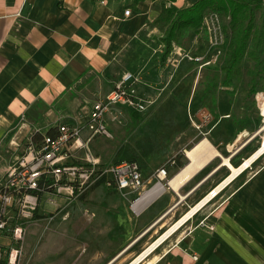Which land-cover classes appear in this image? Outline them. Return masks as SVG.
<instances>
[{
	"label": "crops",
	"instance_id": "1",
	"mask_svg": "<svg viewBox=\"0 0 264 264\" xmlns=\"http://www.w3.org/2000/svg\"><path fill=\"white\" fill-rule=\"evenodd\" d=\"M125 2L0 0V183L33 133L55 131L58 119L105 98L125 71L140 74L138 90L147 95L169 79L167 91L180 76L177 69L170 80L167 62L157 54L160 45L146 38L149 28L157 30L153 20L163 0L141 1L129 16ZM170 99L171 114L163 122L140 123L152 131L142 143L144 158L136 155L144 190L163 165L166 182L147 190L141 198L152 196L138 211L130 207L136 192L127 189L124 195L114 185L111 191L100 189L104 182L91 186L87 200L76 205V216L58 213L68 222L56 237L55 264H130L166 233L135 264H264V154L221 187L232 171L224 158L239 166L260 146V133L236 129L223 107L204 122L203 109L187 104L188 119L180 122L174 114L177 99ZM204 139L217 152L193 161L188 151ZM183 168L186 174L177 179Z\"/></svg>",
	"mask_w": 264,
	"mask_h": 264
},
{
	"label": "built area",
	"instance_id": "2",
	"mask_svg": "<svg viewBox=\"0 0 264 264\" xmlns=\"http://www.w3.org/2000/svg\"><path fill=\"white\" fill-rule=\"evenodd\" d=\"M124 13L129 16L131 8H125ZM221 26L220 14L217 11L207 12L201 31L211 44L210 51L206 55L194 54L178 47L177 53L181 57L177 61L188 58L197 62L199 69L216 63L225 40L218 34ZM140 81L139 73L125 71L106 97L92 104L86 119L57 122L54 133H44L39 143L34 141V133L29 137L24 152L7 166L0 183V236L10 238V245L0 243V262L21 264L26 234L23 224L34 219L44 193L49 194L46 202L56 207L55 211L50 212L54 213L50 216L51 220L103 177L106 183L114 184L124 195L129 193L127 189L136 192L137 195L130 201L134 211H138L134 205L147 190H153L158 184L163 185L167 177L166 165L157 168V180L144 190L145 180L137 161L123 160L102 167L100 158L91 149V141L97 135L113 138L108 121L121 122L124 107L143 112L152 103L149 98L137 94L135 84ZM203 119L204 122L211 121L212 113H204ZM263 126L260 131H264ZM263 137L264 132L261 139ZM72 149L84 151L82 161H69V150ZM169 162L175 163V159ZM55 195H59L65 203L59 204L54 199ZM193 257L197 258L196 255Z\"/></svg>",
	"mask_w": 264,
	"mask_h": 264
},
{
	"label": "rangeland",
	"instance_id": "3",
	"mask_svg": "<svg viewBox=\"0 0 264 264\" xmlns=\"http://www.w3.org/2000/svg\"><path fill=\"white\" fill-rule=\"evenodd\" d=\"M263 11V8L258 10L257 20H259ZM220 18L222 26L218 30V34L225 38L226 32L225 30L223 31V29L224 25L229 21V18L222 14H220ZM150 30L151 28L145 32L146 38L154 37L155 44L158 46L160 45L157 52L158 57L160 58L163 51V45L160 43L161 32L158 28L152 33ZM202 33L201 29L198 31L187 30L183 33L181 42L175 45L171 52V57L167 61V71L170 80L171 78H174L177 69V73L180 74V76L174 78V83L170 84L172 86H170L167 91V88L165 87H167V81H169V79H167L166 83L160 88V90H154L148 95L141 94L142 97L152 100V103L147 107L148 110L143 112L141 117L133 115V112L129 110L130 108H127L128 110H126L124 107V109H122L121 122L117 120L112 121L111 119L108 121L109 127L113 132V138H106L104 135H97L94 138L91 144V149L93 153L100 158L102 167H105L110 163H116L115 161L117 160H120L119 162L128 160V156L139 155L144 158V149L139 143L148 141V137L151 136L148 132L152 131V128L148 127L146 124L141 127L140 123L146 121L152 125L153 122H163L165 117L167 118L171 114V111L167 110V106L171 103V100H173L170 98L177 99L176 111L178 112L174 114L179 116L178 121L180 122L184 121V119H188L186 110L187 104H193V106L197 105L203 109L204 113H212L213 116L216 107H223L224 109L229 110L230 115H228L229 117L226 119L231 120L236 129L250 128L253 131L257 130L260 133L259 139L261 143V135L264 132L260 131L264 125V80L261 87L253 95L248 93L251 83V75L248 72V69L253 66L252 61H244L242 74L235 77L230 85L224 84L225 73L218 69L219 67L217 66L212 68H207L205 66L199 69L197 62L189 60L188 58H183L179 62L177 61L180 56L177 53L178 47L189 50L194 54L206 55L207 51H210L211 44L208 41L206 34ZM223 53L222 47L218 60L213 65L220 64ZM214 68H216V70ZM77 102L79 103L80 99H77ZM89 106L84 108H80L81 105L78 106L71 117L60 118L58 119V122H73L75 119H86L87 113L90 109ZM109 118H111V115H109ZM213 118H215V116ZM201 125L202 124H198V127ZM83 154L84 151L81 149H72L69 150L68 159L69 161H82L81 158L83 157ZM257 162V164H255L256 166L260 165L262 160L258 159ZM253 167L254 166H251V168ZM165 182L166 180H163V184ZM113 185L114 184L112 183L104 182L100 189L111 191ZM87 193L85 196L77 199L78 201L76 200L77 202L75 204L69 205L68 209L65 208L62 212H59V214H67V216H70L69 219L76 216V205L81 203L82 200H87ZM98 195L99 194H97V196ZM48 197V193L43 194L42 203L36 212L34 219L26 221L23 224L26 229V234L24 238V251L21 264H55L56 262V237L63 231L68 221L62 220V216L59 214H57L58 216L54 215L50 220V216L54 214L50 212L55 211L56 207L46 202ZM90 198L95 199V195L91 194ZM54 199L59 204L65 203V200L59 195H55ZM65 211L67 212L65 213ZM0 243L6 246L10 245V238L1 235Z\"/></svg>",
	"mask_w": 264,
	"mask_h": 264
},
{
	"label": "trees",
	"instance_id": "4",
	"mask_svg": "<svg viewBox=\"0 0 264 264\" xmlns=\"http://www.w3.org/2000/svg\"><path fill=\"white\" fill-rule=\"evenodd\" d=\"M125 1V8L138 9L139 3L144 0ZM176 1L163 0L162 9L153 20V25L161 32L160 43L163 45L161 62L168 61L173 48L181 42L185 31L200 30L205 14L209 11H217L229 18L223 29L226 32V34L224 33L225 40L222 45L224 53L219 65H208L206 67H219L218 69L225 73L224 84L230 85L235 77L242 74L244 61H252L253 66L248 69L251 75L248 93L253 95L261 87L264 80V11L257 20L258 10L264 9V0H195L186 6H178L175 4ZM214 69L216 70V68ZM139 83L136 82L135 88L137 94L142 96L137 89ZM129 110L133 112V115L141 117L142 113L146 112L148 108L143 112ZM213 113L216 114V111L214 110ZM53 130V128H50L44 133L53 134ZM44 133H34V141L39 143ZM139 144L146 151L142 143ZM148 144L151 147V144ZM128 160L138 162L136 156H128ZM105 179L103 177L95 185L106 182ZM0 264L5 263L0 262Z\"/></svg>",
	"mask_w": 264,
	"mask_h": 264
},
{
	"label": "bare ground",
	"instance_id": "5",
	"mask_svg": "<svg viewBox=\"0 0 264 264\" xmlns=\"http://www.w3.org/2000/svg\"><path fill=\"white\" fill-rule=\"evenodd\" d=\"M264 129V126H263ZM263 143V142H262ZM260 144V146L249 156L247 157L239 166H234L233 164H231V162L229 161L228 157L224 158V162L230 167V169L232 170L231 173L226 177V179L224 180V182L221 184V187L228 182V180L235 178L237 175H239L238 172H240L243 168H248L251 166L252 164V160L257 159L258 157H260L262 154H264V144ZM205 149H207L206 151H204ZM212 151H216V149L214 150V148L212 147V145L210 144V141L207 139L202 140L195 148H193L192 150L188 151V155L192 158L193 161H197L196 156L198 154L204 153L206 154V156L210 155L212 153ZM217 152V151H216ZM253 160V161H254ZM188 168H183L178 175L176 176L177 179H179L180 177H182L183 175L186 174ZM238 173V174H237ZM237 174V175H236ZM220 186L218 185L217 188H215L214 190L211 191V193L205 198L203 199L198 205H195L194 207H192V209L187 212L185 215H183L181 217V219L179 221H183L185 218H187L194 210L198 209V207L206 200L208 199L210 196L214 195L217 192V189ZM152 196V194L145 196L144 198H141L140 200H138V202L134 205V208L136 210H138L141 205L150 197ZM180 223V222H179ZM178 225V224H177ZM170 233V232H169ZM168 233L164 234L158 241H156V243H154V245L152 244L151 247H149L147 250L143 251L135 260H133L130 264H135L137 262L138 259H140L141 257H143L152 247H154L158 242H160V240L166 236Z\"/></svg>",
	"mask_w": 264,
	"mask_h": 264
},
{
	"label": "water",
	"instance_id": "6",
	"mask_svg": "<svg viewBox=\"0 0 264 264\" xmlns=\"http://www.w3.org/2000/svg\"><path fill=\"white\" fill-rule=\"evenodd\" d=\"M253 160H254V159H253ZM253 160H252V161H253ZM194 211H196V210H194ZM194 211H193V212H194ZM193 212H192V213H193ZM192 213H191V214H192Z\"/></svg>",
	"mask_w": 264,
	"mask_h": 264
}]
</instances>
